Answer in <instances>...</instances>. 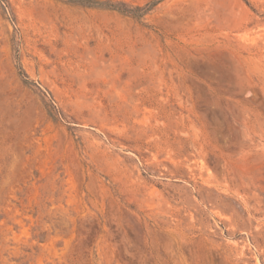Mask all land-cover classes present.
I'll use <instances>...</instances> for the list:
<instances>
[{"label": "rangeland", "instance_id": "rangeland-1", "mask_svg": "<svg viewBox=\"0 0 264 264\" xmlns=\"http://www.w3.org/2000/svg\"><path fill=\"white\" fill-rule=\"evenodd\" d=\"M110 1L0 0V264H264V0Z\"/></svg>", "mask_w": 264, "mask_h": 264}, {"label": "trees", "instance_id": "trees-1", "mask_svg": "<svg viewBox=\"0 0 264 264\" xmlns=\"http://www.w3.org/2000/svg\"><path fill=\"white\" fill-rule=\"evenodd\" d=\"M67 2L71 4H77L83 7H90V8H101V9H106V10H115L118 11L124 15H128L134 18H140L143 14L147 13L148 11L151 10V8L155 5V3L149 4L146 7H129L128 5L124 3H114L110 0L108 1H99V0H66ZM23 77L26 79L24 80L25 84L33 85L31 83L27 76L23 73H21ZM49 108V114L50 116L55 119L56 114H55V106L47 105Z\"/></svg>", "mask_w": 264, "mask_h": 264}]
</instances>
